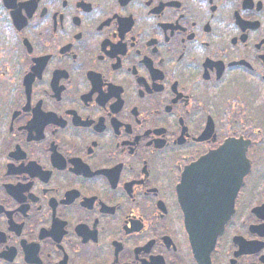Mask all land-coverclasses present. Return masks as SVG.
I'll list each match as a JSON object with an SVG mask.
<instances>
[{"label": "flooded vegetation", "instance_id": "1", "mask_svg": "<svg viewBox=\"0 0 264 264\" xmlns=\"http://www.w3.org/2000/svg\"><path fill=\"white\" fill-rule=\"evenodd\" d=\"M0 264H264V0H0Z\"/></svg>", "mask_w": 264, "mask_h": 264}, {"label": "water", "instance_id": "2", "mask_svg": "<svg viewBox=\"0 0 264 264\" xmlns=\"http://www.w3.org/2000/svg\"><path fill=\"white\" fill-rule=\"evenodd\" d=\"M193 227H196L197 229V234H200L205 236L207 232H212L213 234V238H215V236L220 233L222 227H223V223H219V224H205V223H201L200 225H193ZM192 227V228H193ZM194 229V228H193Z\"/></svg>", "mask_w": 264, "mask_h": 264}]
</instances>
